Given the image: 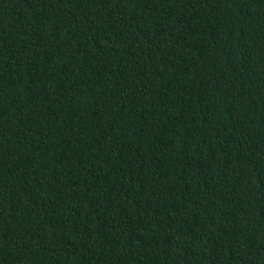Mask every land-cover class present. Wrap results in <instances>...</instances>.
I'll return each instance as SVG.
<instances>
[{
  "label": "trees",
  "instance_id": "1",
  "mask_svg": "<svg viewBox=\"0 0 264 264\" xmlns=\"http://www.w3.org/2000/svg\"><path fill=\"white\" fill-rule=\"evenodd\" d=\"M0 264H264V0H0Z\"/></svg>",
  "mask_w": 264,
  "mask_h": 264
}]
</instances>
